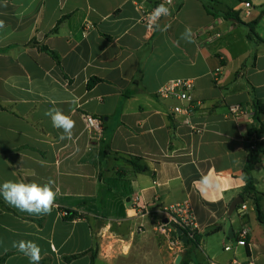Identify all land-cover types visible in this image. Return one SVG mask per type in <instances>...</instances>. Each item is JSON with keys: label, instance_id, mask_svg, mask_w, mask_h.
Here are the masks:
<instances>
[{"label": "crops", "instance_id": "1", "mask_svg": "<svg viewBox=\"0 0 264 264\" xmlns=\"http://www.w3.org/2000/svg\"><path fill=\"white\" fill-rule=\"evenodd\" d=\"M0 21V184L52 179L59 188L44 216L0 196L4 264H29L12 247L20 240L40 246V264H90L93 251L94 264H174L187 251L188 264H264L253 203L228 214L245 185L244 136L252 127L264 136V114L256 124L228 117L230 106L252 115L264 104V0H174L166 30L152 34L133 0H0ZM186 26L194 43L181 38ZM91 78L100 81L87 88ZM175 80L193 82L199 132L171 114L176 99L157 95ZM53 106L75 121L73 140L45 115ZM84 114L102 121L101 135L85 130ZM252 174L264 215V156ZM206 175L217 186L201 192ZM184 201L199 241L178 251L155 227ZM242 226L246 247L225 252Z\"/></svg>", "mask_w": 264, "mask_h": 264}, {"label": "built area", "instance_id": "2", "mask_svg": "<svg viewBox=\"0 0 264 264\" xmlns=\"http://www.w3.org/2000/svg\"><path fill=\"white\" fill-rule=\"evenodd\" d=\"M174 0H133L134 5L137 8L140 16V22L146 29V31L150 34L154 33L156 29L150 26L148 17L150 13L155 9L158 5L164 4L169 9L171 8ZM245 8H250V3L245 2L243 4ZM218 37L219 35H215ZM218 73V70L215 71ZM193 92V82L191 80H175L160 90H158L157 95L161 98H174L180 104L175 105L171 109V114L174 116H183L184 120L183 123L186 126H189L195 132H199V129L194 128L191 124V117L194 114V111L197 107L200 106V102L195 100L192 96ZM228 117L234 120H243L246 119L250 124H253L252 115H250L246 110H244L239 105H233L228 108ZM83 123L84 128L88 132H93L95 134L101 135L103 131V123L100 119L95 118L90 114L83 115ZM256 138L255 133L252 129L244 136V140L247 144L249 152L254 149V142L258 140ZM264 140V136L260 138V140ZM264 156V155H263ZM241 210L245 211L246 206L245 204L241 205ZM166 211L169 213V218L166 222L160 223L155 227V231L161 234H168L169 237V244L171 248L180 251L183 247V244L180 240V237L176 235V228L183 230L186 234L188 241L190 239H194V237L198 234L197 225L195 223V219L190 207L189 202L184 201L179 204H175L169 206ZM249 234V229L247 226H242L239 232L237 233V237L234 243H227L223 250L225 252H229L232 250L233 246L237 247H246V239ZM209 264H218L214 262H210ZM226 264H256L251 259H246L245 261H240L236 258L231 259Z\"/></svg>", "mask_w": 264, "mask_h": 264}, {"label": "clouds", "instance_id": "3", "mask_svg": "<svg viewBox=\"0 0 264 264\" xmlns=\"http://www.w3.org/2000/svg\"><path fill=\"white\" fill-rule=\"evenodd\" d=\"M170 17V9L164 4L158 5L150 13L148 21L150 26L156 30H166L167 21ZM0 27H3V22L0 21ZM181 38L186 42L194 43L193 32L190 27H185ZM45 115L50 118L52 126L61 130V140H73V129L75 121L68 114H65L58 107H51ZM200 185V191L204 192L209 189H214L217 185L211 176H203L197 182ZM59 188L55 186V181L49 179L47 183L40 184L36 182H21L8 180L0 184V196L10 206L18 209L21 212H26L32 216L50 215ZM12 247L23 254L29 261V264H40L42 259L40 246L32 240L13 241Z\"/></svg>", "mask_w": 264, "mask_h": 264}, {"label": "trees", "instance_id": "4", "mask_svg": "<svg viewBox=\"0 0 264 264\" xmlns=\"http://www.w3.org/2000/svg\"><path fill=\"white\" fill-rule=\"evenodd\" d=\"M225 18H230L232 20H235L237 22H240L238 18V14L234 12H227L224 16ZM41 50L47 53L51 58H53L56 62H58V57L54 52L46 48L45 46L41 47ZM100 80L97 78H91L87 83V88L93 87L96 83H98ZM264 114V104L260 103L259 101L254 102V111L252 113V119L253 124H256V122L260 121V117ZM253 132L256 135V138H259L258 140H255L254 142V149L250 151L247 155V159L245 161V164L242 169V177L245 181V185L243 187V190L240 194L241 198L244 200H250L253 205L255 206L256 212H257V220L259 223L264 225V215L262 214L259 206V193L257 192L255 188V179L253 177V171L256 168L257 165L261 163V159L264 155V140H260L262 137V129L261 128H251ZM131 165L135 169L142 170L143 167H137L134 163L131 162ZM74 217H81L76 212H70L65 210V218L66 219H73ZM199 241V235L197 234L194 239H190L187 245H184V247L188 246H195L198 244ZM188 258V251L183 254L182 261L180 264H188L189 260ZM95 260V252L93 251L91 254V262L90 264H94ZM0 264H4V257L0 258Z\"/></svg>", "mask_w": 264, "mask_h": 264}, {"label": "water", "instance_id": "5", "mask_svg": "<svg viewBox=\"0 0 264 264\" xmlns=\"http://www.w3.org/2000/svg\"><path fill=\"white\" fill-rule=\"evenodd\" d=\"M254 182L256 183V181H254ZM243 202H244L243 198H241V197L235 198L229 206L228 214L230 215L232 212H234L239 206H241L243 204ZM175 232H176V235L180 237V240H181L183 246L187 245L188 244V238H187L186 234L183 232V230L176 228ZM180 260H181V256H177L175 261H174V264H179Z\"/></svg>", "mask_w": 264, "mask_h": 264}, {"label": "rangeland", "instance_id": "6", "mask_svg": "<svg viewBox=\"0 0 264 264\" xmlns=\"http://www.w3.org/2000/svg\"><path fill=\"white\" fill-rule=\"evenodd\" d=\"M204 239H205V237H204ZM218 251L221 252V249L219 248V246H218ZM193 258H194V255H193Z\"/></svg>", "mask_w": 264, "mask_h": 264}]
</instances>
